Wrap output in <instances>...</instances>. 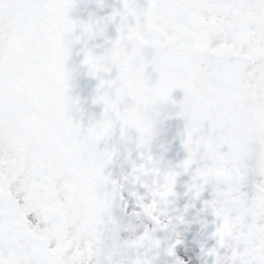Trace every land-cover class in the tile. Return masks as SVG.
Returning a JSON list of instances; mask_svg holds the SVG:
<instances>
[{
  "label": "snow or ice",
  "instance_id": "6c2138e0",
  "mask_svg": "<svg viewBox=\"0 0 264 264\" xmlns=\"http://www.w3.org/2000/svg\"><path fill=\"white\" fill-rule=\"evenodd\" d=\"M94 3L0 0V264H264V0Z\"/></svg>",
  "mask_w": 264,
  "mask_h": 264
},
{
  "label": "rangeland",
  "instance_id": "374dc122",
  "mask_svg": "<svg viewBox=\"0 0 264 264\" xmlns=\"http://www.w3.org/2000/svg\"><path fill=\"white\" fill-rule=\"evenodd\" d=\"M120 0H108V3L110 5L119 6ZM96 11L94 0H81V14L84 17H87L89 12ZM111 8L105 9L103 12H100L99 14L103 15L107 12H110ZM92 86H94V82H92ZM90 91V88L86 89L84 92V95H87ZM177 99L183 98L182 92H176L174 94ZM169 126V131L166 134V140L167 141H173L174 143L171 145V152L169 154V158L173 160L183 159L184 153L181 151L180 148V141L177 137L178 131L180 128L183 127V124L181 121L178 120H172L167 122ZM120 169L117 168L116 172L119 173ZM187 177L182 178V184L185 180H187ZM178 191L181 193L184 191L183 187L181 186ZM186 203L184 199H181L179 202V207L183 208V205ZM202 205L197 204V209H199ZM197 209H192L189 214V220H192L196 216ZM131 211V209H129ZM212 217L208 216L207 220L209 221V228L208 229H201V225L199 223H193L191 227H188L186 225H180L178 228L179 232L183 233V239L184 244L181 245L177 249V255L185 260V264H213V258L208 257L204 254V252L201 251V245L203 244L207 248H211L214 246L215 241L210 239L212 226L211 221ZM161 239H164L166 236L172 235L167 233H159L158 234ZM125 238H127L128 234H124ZM172 239H175V236L172 235ZM159 264H174V259L172 257L168 256H161Z\"/></svg>",
  "mask_w": 264,
  "mask_h": 264
}]
</instances>
